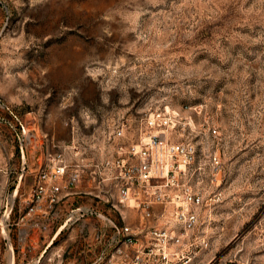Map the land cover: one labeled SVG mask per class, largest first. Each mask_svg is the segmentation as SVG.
Wrapping results in <instances>:
<instances>
[{
  "label": "rangeland",
  "instance_id": "1",
  "mask_svg": "<svg viewBox=\"0 0 264 264\" xmlns=\"http://www.w3.org/2000/svg\"><path fill=\"white\" fill-rule=\"evenodd\" d=\"M157 110L221 161L212 245L192 264H264V0H0V264L33 263L12 254L19 208L67 122H126L134 139ZM79 227L50 264L81 263Z\"/></svg>",
  "mask_w": 264,
  "mask_h": 264
},
{
  "label": "built area",
  "instance_id": "2",
  "mask_svg": "<svg viewBox=\"0 0 264 264\" xmlns=\"http://www.w3.org/2000/svg\"><path fill=\"white\" fill-rule=\"evenodd\" d=\"M182 120L153 111L134 139L126 122L87 135L67 122L71 138L48 144L19 208L13 257L17 250L22 262L50 264L62 256L55 243L79 224L80 264H192L212 245L221 161L214 152L202 158L193 138L172 139Z\"/></svg>",
  "mask_w": 264,
  "mask_h": 264
},
{
  "label": "crops",
  "instance_id": "3",
  "mask_svg": "<svg viewBox=\"0 0 264 264\" xmlns=\"http://www.w3.org/2000/svg\"><path fill=\"white\" fill-rule=\"evenodd\" d=\"M52 139H54V138H52ZM66 140H69V138L68 139H66ZM26 158H27V156H26ZM40 158V157H39ZM40 163V162H39ZM39 163H37L38 165H39Z\"/></svg>",
  "mask_w": 264,
  "mask_h": 264
}]
</instances>
